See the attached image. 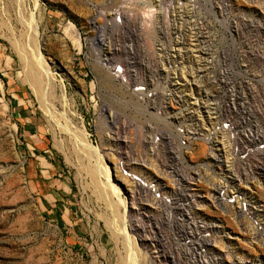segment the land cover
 Listing matches in <instances>:
<instances>
[{
    "label": "rangeland",
    "instance_id": "rangeland-1",
    "mask_svg": "<svg viewBox=\"0 0 264 264\" xmlns=\"http://www.w3.org/2000/svg\"><path fill=\"white\" fill-rule=\"evenodd\" d=\"M218 81L227 156L187 118ZM233 263L264 264V0H0V264Z\"/></svg>",
    "mask_w": 264,
    "mask_h": 264
},
{
    "label": "built area",
    "instance_id": "built-area-1",
    "mask_svg": "<svg viewBox=\"0 0 264 264\" xmlns=\"http://www.w3.org/2000/svg\"><path fill=\"white\" fill-rule=\"evenodd\" d=\"M158 41H160V40H158ZM173 42H175V41H173ZM198 42L203 43V40L201 39ZM178 43L180 44V41H178ZM209 43H210V40L208 38V43H203L202 45L206 46ZM180 46H181V44H180ZM173 48L175 49L176 47L173 46ZM180 48L183 49V47H180ZM155 49L161 58L159 68L166 70V68H168L170 65H173L174 58H172L170 61L167 60V57L169 56V52H170L171 47H167V46L163 45V46H156ZM176 49L178 51H181V49H179V48H176ZM182 52L185 54L186 51H182ZM182 57H184V55ZM202 57H208V53L203 48L200 49L199 59ZM178 67L177 68L176 67L170 68L171 70L170 71L166 70V73L164 70L160 69L162 75H164L165 80H167V82H168L169 91L173 94L172 86H174V81L177 80V81H181L182 85H188L190 87V89L191 88L196 89L198 91V95H199V90L197 89V86H194L191 83L192 80L189 77H187L189 79V83H187L186 78L183 79V77H181V75L179 73L180 70ZM184 68H185V66H184ZM206 68H207V65L201 67L202 70H199L198 75H202L204 73V69H206ZM208 71L212 72V70H209V69H208ZM185 72L187 73V75L192 77V74H193L192 71H189L191 73H189L188 70ZM148 79L150 80V77H148ZM184 82H186V83H184ZM220 84H221V81H218L217 83L215 82V85H209V86H211L213 92H215V93L214 94L211 93V97L204 96L203 98H201V101H196L195 103L190 102L189 103V105L191 107L190 110L193 112V114L189 115V117H187L188 116L187 114H189V111H190V110H188L186 112L187 114L185 113V115L189 120H192L194 122H198L201 125L202 129L204 130L203 131L204 138H207L209 140L207 147L210 151L214 152L213 155H215V152H222V155L227 156L229 151H232L231 143H222L221 141H219V148H212V141H218L216 138V134L224 132L226 130V128L229 127V125L224 123L225 119H227V118H224V115H225V117H227V115H226L227 113L232 114V115H236V117L239 120L238 128L241 127L240 125H242V128H240V129H242V131H240L241 136L246 138L245 140L248 141L249 143L251 142L252 144H254V141H252V139H254V137H253L254 135H252V133H250L251 130L248 128L249 127L248 121H251L250 111L245 110V106H243L242 103H240V104L236 103L237 100L236 101L233 100V101H235L234 104L226 105V104L222 103L220 101L221 99L218 97V91H219L218 89L220 87ZM201 94H202V92H201ZM209 103H216V110H209ZM194 113L196 115H194ZM197 114L201 115V118ZM171 116H170V118H171ZM246 125H247L248 129H246ZM212 126H214V127L212 128ZM244 126H245V128H244ZM257 144H260V143L257 142ZM236 146H237V143H236ZM261 147H262V145L258 146V148H261Z\"/></svg>",
    "mask_w": 264,
    "mask_h": 264
},
{
    "label": "bare ground",
    "instance_id": "bare-ground-1",
    "mask_svg": "<svg viewBox=\"0 0 264 264\" xmlns=\"http://www.w3.org/2000/svg\"><path fill=\"white\" fill-rule=\"evenodd\" d=\"M104 53V52H103ZM221 160V159H220ZM232 205V204H231ZM178 206H180L181 207V204H175V208H178ZM233 206H234V209L236 210V209H238V206H237V203H233ZM239 210V209H238ZM234 264V263H233ZM237 264V263H236ZM244 264V263H243Z\"/></svg>",
    "mask_w": 264,
    "mask_h": 264
}]
</instances>
